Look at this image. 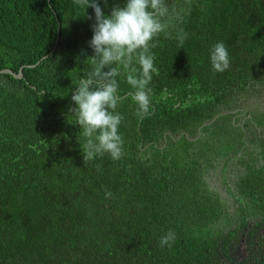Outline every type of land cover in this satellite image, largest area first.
<instances>
[{"label":"trees","instance_id":"1","mask_svg":"<svg viewBox=\"0 0 264 264\" xmlns=\"http://www.w3.org/2000/svg\"><path fill=\"white\" fill-rule=\"evenodd\" d=\"M99 2L107 15L124 0ZM166 3L168 27L151 49L153 110L139 119L129 96L117 108L121 159L84 163L69 110L91 71L93 9L89 20L73 0H0V68L22 72H0V264H228L221 256L244 222L232 226L203 171L230 150L243 165L233 180L240 205L264 209V160L237 154L264 148L241 138L258 136L246 113L264 120V0ZM220 41L230 58L223 73L209 59ZM118 81L122 96L132 91L123 72ZM234 108L244 122L231 120ZM170 230L175 240L160 246Z\"/></svg>","mask_w":264,"mask_h":264},{"label":"clouds","instance_id":"2","mask_svg":"<svg viewBox=\"0 0 264 264\" xmlns=\"http://www.w3.org/2000/svg\"><path fill=\"white\" fill-rule=\"evenodd\" d=\"M73 4L84 10L86 19H92L86 13L88 8L93 9L95 17L91 25L93 35L88 42L94 54L86 59L90 60L91 71L84 72L77 81L71 96L75 107L69 110L84 137V143H80L83 160L86 163L105 153L119 160L124 154V141L119 134L124 117L117 108L130 96L137 105L139 119L153 110L149 84L153 74L159 75V70L151 51L152 41L159 33L166 32L169 6L166 0H124L106 15L99 0H73ZM209 59L215 72L223 73L230 67L228 49L222 41L211 47ZM122 72L132 89L124 96L120 94L118 81ZM111 195L105 193L106 198ZM174 240L175 233L170 230L161 237L160 246L170 247Z\"/></svg>","mask_w":264,"mask_h":264},{"label":"flooded vegetation","instance_id":"3","mask_svg":"<svg viewBox=\"0 0 264 264\" xmlns=\"http://www.w3.org/2000/svg\"><path fill=\"white\" fill-rule=\"evenodd\" d=\"M262 103L264 104V101ZM236 109L240 108L230 110L232 113L231 120L236 119V123L244 122L245 118L242 115V111H237ZM245 115L250 117L251 128H255V134L258 135L257 139L254 140L253 133L248 134L249 132H246L241 136L242 144L251 149L253 142H258L260 138L264 139V120L257 124V119L252 117V110ZM251 128L248 129L250 132ZM231 152L230 150L227 154L216 157L214 160L215 165L204 170L203 174L210 175L209 180H207L209 187L217 192L218 197L223 199L227 209L231 212L232 226H236L238 222H244L243 225L236 228L234 237H231L226 243L227 255L221 256L223 261L228 264H253L257 255L264 253V209H256L251 212L246 204L240 205L242 200L239 197L241 196L237 192V187L233 180L235 178V169L241 168L243 165L229 155ZM239 153L249 163L259 162L261 164L262 160H264V148H261L260 145L253 152L255 157H250L243 149H239L237 154Z\"/></svg>","mask_w":264,"mask_h":264},{"label":"water","instance_id":"4","mask_svg":"<svg viewBox=\"0 0 264 264\" xmlns=\"http://www.w3.org/2000/svg\"><path fill=\"white\" fill-rule=\"evenodd\" d=\"M47 2L49 3V0H47ZM44 56H46V54L43 55L42 57H44ZM42 57H41V58H42ZM41 58H40V59H41ZM40 59L36 60L34 63L27 64V66H33V65H35L36 63L39 62ZM0 72L9 73V74H11L13 77H21V76H22L21 67H19V68L17 69V71H13V70H11V69H9V68H7V67H2V68H0Z\"/></svg>","mask_w":264,"mask_h":264}]
</instances>
